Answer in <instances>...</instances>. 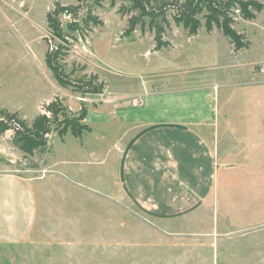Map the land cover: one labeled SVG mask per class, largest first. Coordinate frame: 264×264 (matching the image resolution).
Returning a JSON list of instances; mask_svg holds the SVG:
<instances>
[{
  "label": "rangeland",
  "instance_id": "1",
  "mask_svg": "<svg viewBox=\"0 0 264 264\" xmlns=\"http://www.w3.org/2000/svg\"><path fill=\"white\" fill-rule=\"evenodd\" d=\"M56 1L78 4L0 0L1 108L31 124L58 98L65 106L60 118L78 116L86 105L92 126L76 137L54 125L48 151L33 157L13 145L11 131L0 134V170L23 177L37 207L31 244L0 253V264H264V11L239 19L235 27L251 44L237 52L220 30L207 32L205 20L190 35L167 12L163 40L174 47L156 52L148 26L124 35L129 15L120 8L129 1L82 0L76 18L61 15L62 39L47 22ZM88 8L102 24L83 22ZM51 45L60 50L67 79L96 74L106 89L81 93L59 84L46 61ZM146 79L206 85L217 94L219 131L207 137L217 183L200 209L175 221L149 214L124 191V147L115 140L121 132L116 126L111 134L106 112L96 108L137 103L139 97L118 94ZM32 162L36 168L27 166Z\"/></svg>",
  "mask_w": 264,
  "mask_h": 264
},
{
  "label": "crops",
  "instance_id": "2",
  "mask_svg": "<svg viewBox=\"0 0 264 264\" xmlns=\"http://www.w3.org/2000/svg\"><path fill=\"white\" fill-rule=\"evenodd\" d=\"M161 81L146 79L142 87L118 94L139 97L137 103L96 108L106 112L111 134L116 126L121 132L115 140L124 147V191L149 214L175 221L200 209L216 186L218 160L207 137L219 131V105L210 86L174 87L173 79ZM85 119L92 126L88 114ZM36 208L28 182L0 170V253L31 244Z\"/></svg>",
  "mask_w": 264,
  "mask_h": 264
},
{
  "label": "trees",
  "instance_id": "3",
  "mask_svg": "<svg viewBox=\"0 0 264 264\" xmlns=\"http://www.w3.org/2000/svg\"><path fill=\"white\" fill-rule=\"evenodd\" d=\"M129 6L122 5L120 12L128 14V26L124 30L125 36H130L138 26L144 29L146 26L154 30L155 51L169 49L172 43L163 40V35L169 27L167 12L172 13V19L177 24H182L188 30L190 35H197L202 27V20H205L207 32L215 29L220 30L228 38L234 52L248 49L250 40H246L245 35L235 26L239 19L253 20L258 13L264 11V3L259 0H127ZM82 0H78L77 5H63L56 1L51 11L47 13L48 27L54 37L62 39L66 34L62 30V21L60 15L66 13L70 17L76 18ZM116 0H111L115 5ZM83 22L89 24H102L98 16L93 15L92 9L88 8L82 17ZM55 44V40L53 41ZM48 51L46 61L49 68L59 84L63 86L72 85L81 93L100 94L106 89V84L98 81V75L94 74L89 79L81 78L77 81L67 79L63 67L59 64L60 50L54 47ZM65 106L55 98L44 106L43 112L38 114L31 124L25 119L19 117L17 112H10L1 108L0 102V134L8 131L12 132L11 142L24 153L26 157L34 155H43L48 151L49 135L53 133V126L58 127L62 124L60 130L65 134L69 129L76 137H82L84 131H90V127L85 120L88 109L82 105L78 116H73L66 120L60 118ZM65 119V120H64ZM57 127V128H58ZM149 127L141 133L153 128ZM140 134V133H139ZM29 168H36V162L27 165Z\"/></svg>",
  "mask_w": 264,
  "mask_h": 264
},
{
  "label": "built area",
  "instance_id": "4",
  "mask_svg": "<svg viewBox=\"0 0 264 264\" xmlns=\"http://www.w3.org/2000/svg\"><path fill=\"white\" fill-rule=\"evenodd\" d=\"M62 14H64V15H67V16H69L70 17V15H68V14H66V13H62ZM61 14V15H62ZM61 15H60V18H61ZM71 18V17H70ZM53 48V46L51 45V49Z\"/></svg>",
  "mask_w": 264,
  "mask_h": 264
}]
</instances>
